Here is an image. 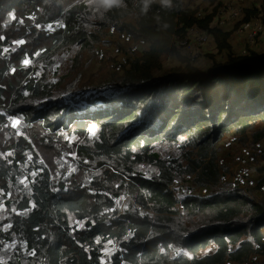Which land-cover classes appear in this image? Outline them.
Instances as JSON below:
<instances>
[{"label":"trees","instance_id":"1","mask_svg":"<svg viewBox=\"0 0 264 264\" xmlns=\"http://www.w3.org/2000/svg\"><path fill=\"white\" fill-rule=\"evenodd\" d=\"M88 1L0 0V198L5 199L0 211L13 192L19 196L13 201L16 211L0 225V264H22L25 253L36 264H101L109 242L117 249L105 264H264V200L254 202L247 190L232 188L207 199L186 196L179 209L171 189L173 178L192 175L196 186L217 187L223 169L215 144L231 131L241 140L254 124L264 123V52L233 55L232 32L211 27L212 13L202 16L203 4L213 0H94L99 9L93 13ZM245 8L247 14L256 11ZM127 18L131 22L119 24ZM110 26L145 41V50L116 68L105 63L104 70L112 69L96 75L95 85L87 81L84 91L48 99L51 93L42 92L40 80L46 70L33 73L35 60L26 65L25 57L39 54L56 65L65 60L59 53L68 57L76 50L49 49L75 34L89 50L112 47ZM193 27L206 30L227 57L202 73L189 67L176 80L156 78L165 57L193 64L180 50L189 51L181 41ZM202 52L210 59L215 55L207 48ZM82 66L57 73L65 83L53 87L83 79ZM119 92L122 98L115 102L101 99ZM67 135H74L70 149ZM167 142L200 151L194 159L191 151L178 149L169 165L159 164L157 174L141 171L140 164L158 166L155 149ZM65 150L75 158L52 166L43 160L46 151ZM262 164L256 169L263 174L260 185ZM33 167L39 172L28 186L23 182L28 189L23 191L20 178ZM168 172L173 177L166 179ZM123 194L144 210L120 212L117 199ZM152 203L159 205L158 216ZM212 223L227 225L207 226ZM181 247L185 250L178 251Z\"/></svg>","mask_w":264,"mask_h":264},{"label":"rangeland","instance_id":"2","mask_svg":"<svg viewBox=\"0 0 264 264\" xmlns=\"http://www.w3.org/2000/svg\"><path fill=\"white\" fill-rule=\"evenodd\" d=\"M226 0H213L210 3L206 2L203 4L202 8L205 11L202 13V16L212 13L213 20L211 23H218V28L224 27L226 30L231 31L232 35L230 38L231 45L233 47V55H245L246 46L249 42H253V50H258L260 52H264V48L262 46H258V44L264 43V39L261 40L259 34L253 39L249 37L250 30L244 28L247 23H252L254 21H259L262 23L264 27V0H248V8H256L254 13L247 14L246 9H244V14L242 17L239 18H226V14L221 12L223 8L224 2ZM88 3V4H87ZM88 10L92 13L99 9L98 4L95 3L94 0H89L87 2ZM248 18L244 20L247 16ZM11 18V17H10ZM224 18V19H223ZM131 18H127L123 21H120L119 24H125L131 22ZM243 21V22H242ZM210 23V24H211ZM62 22H56L55 25L60 26ZM85 28L93 31L94 28H91L89 25H85ZM51 31V30H50ZM125 35H129L126 31L121 32L120 34L117 33L115 30L114 34L109 36V39L113 42V46L109 47L105 46H98L94 47L91 45L90 50L86 46H82L79 43V35L75 34L71 37L67 43H58L53 44V47L49 50L51 52L60 51L64 46H72L76 50L75 55H70L67 57L65 52L59 53L58 57L60 61L56 65L48 64L43 61L42 55L33 54L31 58L28 56L25 57V61L27 60L28 63L26 65H32L33 61L35 63L33 65L32 71L33 73H38L42 69L46 70V73L42 74L40 80L43 82V89L42 92L46 89L47 92L51 93L48 99H59L62 97L69 98L74 95L75 92L84 91V85L87 81L90 80L91 85H95L96 78L95 76L98 74H102L109 69L107 68L104 70L105 63H109L110 66L116 68L117 66L121 65L125 57H134L142 53L145 49V45H137L136 40L134 42L126 41ZM14 45L20 44L19 42H13ZM203 48H207L209 53H214L215 55L210 59L206 58L203 54L206 52H202ZM7 49V48H6ZM251 49V48H250ZM182 54L185 56L191 57L193 64H180L178 61L165 57V62H162L163 66L161 70L155 72L154 76L160 80H165L167 82L176 80L177 77L181 74H185L189 67H195L198 72H203L207 70L214 62H221L223 61L227 55L224 51L218 52L217 45H209V46H196L193 52L182 50ZM57 60V58H56ZM82 62V75L83 79L74 80L66 83L63 88L57 89L53 87L55 82L65 83V79L62 76H58L57 73L60 75H64L66 72L73 73L76 70L77 64ZM176 67L178 69L177 72L173 73L170 71L171 68ZM90 77V78H88ZM80 92V95L82 93ZM119 92L115 96H102L101 99H107L109 101H117L122 98ZM59 103H62L61 101ZM189 102L185 104V107ZM194 106H199L197 101L191 102ZM18 121V120H17ZM16 121V122H17ZM234 131L229 132L231 135H224L220 141L215 144V147L221 148L220 154H217V163L223 169V173L220 177V183L217 187L211 186H196L192 182V178L194 175L189 177H182L180 179L173 178L172 183L173 188L176 190V196L173 198L176 200L177 208L181 207V200L186 196H197L199 195L203 199L212 198L214 193L218 191H227L232 188H240L243 190H247V193L251 197V199H256L259 201L264 200V189H262L263 184H259L260 180L263 178V174L257 172V167L263 165L264 162L262 160V154L264 153V123H256L254 124L246 133L241 135L232 134ZM68 136V135H67ZM69 137V136H68ZM70 137H74V135H70ZM67 142L68 149L72 148V141ZM248 141L246 143H243ZM62 144H64L62 142ZM179 149L180 152H183L185 155L188 151L192 152V157L195 159L200 151L198 147H193L188 145L184 142H179L178 144H172L170 142L157 147L155 151L159 154L158 156V166L155 165H146L145 168L143 165L140 166L141 171L144 172L143 169H148L149 171L157 174L159 171V164L163 163L166 166L170 164L172 161V157L176 158L177 150ZM262 152L260 156L257 157ZM45 155L43 160L48 162L51 166L56 163L57 165L62 164L64 161H69L70 159L75 158V153L70 150H65L63 152H52L46 151L44 152ZM254 159L256 162H254ZM41 163V161H39ZM73 166V165H72ZM30 167V165H27ZM74 170V166H73ZM39 172L38 169L34 168L28 174L25 173L21 178L20 182L23 185V182L26 184L30 181H34L36 179V174ZM35 173V174H33ZM98 173V172H96ZM95 173V174H96ZM69 176L71 171L67 173ZM173 174L168 172L166 179L172 178ZM239 180L240 185L234 186L233 182ZM89 181V177H88ZM253 182L255 185L258 183L260 185L259 190H248L250 188V182ZM251 189V188H250ZM23 191H28L27 188L23 185ZM171 193V192H170ZM172 194V193H171ZM19 196L17 192H13L10 197H8V203L6 209L0 211V225L2 226L3 223L7 222L8 219L11 218V215L16 211V204L13 201L18 200ZM248 198V197H247ZM126 199V200H125ZM249 199V198H248ZM118 202H121V207L119 208L120 212H124L128 209L140 210L143 211L141 205L137 207H133V201H131L130 197L126 194H123L120 198L117 199ZM2 204L0 203V207ZM158 204H151V209L153 210L154 214L158 216L154 209L157 208ZM120 214V213H119ZM73 224L81 227L83 222L78 220H72ZM215 225H222L225 226L227 223H212L207 226H215ZM228 231V230H227ZM5 242V239H4ZM184 247L178 248V251H184ZM111 248H107L105 252L100 257L101 264H105L110 260L112 254H109ZM253 261L256 260L254 256L252 258ZM233 263L234 261H229ZM237 263V262H235ZM22 264H36V262L31 258V253H25L22 259ZM239 264V263H237Z\"/></svg>","mask_w":264,"mask_h":264},{"label":"built area","instance_id":"3","mask_svg":"<svg viewBox=\"0 0 264 264\" xmlns=\"http://www.w3.org/2000/svg\"><path fill=\"white\" fill-rule=\"evenodd\" d=\"M163 2H166V0H163ZM247 3H248V0H226L224 2L223 8L221 9V12H224L227 15L226 18L242 17L244 14L245 6L247 5ZM213 26H218V23H212L211 27H213ZM247 27L250 30L249 37L251 39L255 38L257 36V34H259L261 40L264 39V27H263L261 22L254 21L252 23H247L244 26V28H247ZM115 30H116V28L114 26H110L108 29L109 36L114 34ZM125 40L134 42V39L131 35H125ZM135 42L137 45H139V44L145 45V41H143V40L140 42H137V40H136ZM181 45L187 47L190 52H193V50L195 49L196 46L215 45V42H214L212 36L209 35L206 30L198 28V27H193L190 30V34L185 36L182 39ZM256 51H258V50H256ZM69 171H71V170H68V172ZM26 185L28 186L29 183L27 182ZM233 185L239 186L240 181L239 180L234 181ZM255 186L256 185L251 181L250 182V188H254ZM171 189H173L176 193V190L173 188V186H171ZM262 189H264V185H263ZM253 200H254V202H258V200H256V199H253ZM0 203L2 204L0 209H2L4 207V204H5V199L0 198ZM6 224H7L6 222L3 223V226H6ZM5 242H8V240H6ZM107 248H111V251L109 254H112V252H114L117 249L116 245L111 244V242L107 243V245L104 248V252ZM219 264H237V263H235V262L231 263L229 261H224L223 263H219Z\"/></svg>","mask_w":264,"mask_h":264},{"label":"water","instance_id":"4","mask_svg":"<svg viewBox=\"0 0 264 264\" xmlns=\"http://www.w3.org/2000/svg\"><path fill=\"white\" fill-rule=\"evenodd\" d=\"M253 46H254V43H253V42H249V43H248V45L246 46V49H245V52H246V50H247V53H245V55L248 54V50H253ZM258 46H262V47L264 48V43H262V44H258ZM250 48H251V49H250ZM254 51H256V50L254 49Z\"/></svg>","mask_w":264,"mask_h":264},{"label":"clouds","instance_id":"5","mask_svg":"<svg viewBox=\"0 0 264 264\" xmlns=\"http://www.w3.org/2000/svg\"><path fill=\"white\" fill-rule=\"evenodd\" d=\"M104 2H105V0H104ZM114 2H116V0H108V4H113Z\"/></svg>","mask_w":264,"mask_h":264},{"label":"snow or ice","instance_id":"6","mask_svg":"<svg viewBox=\"0 0 264 264\" xmlns=\"http://www.w3.org/2000/svg\"><path fill=\"white\" fill-rule=\"evenodd\" d=\"M20 43H23V41H20ZM25 63L27 64L28 61L26 60ZM16 123H18V121H17ZM94 134H95V133H93V135H94ZM9 155H10V154H9ZM33 174H35V173H33Z\"/></svg>","mask_w":264,"mask_h":264},{"label":"bare ground","instance_id":"7","mask_svg":"<svg viewBox=\"0 0 264 264\" xmlns=\"http://www.w3.org/2000/svg\"><path fill=\"white\" fill-rule=\"evenodd\" d=\"M115 105H117L116 107H119V105L117 103H115ZM143 131L142 130H139L138 133H142Z\"/></svg>","mask_w":264,"mask_h":264},{"label":"crops","instance_id":"8","mask_svg":"<svg viewBox=\"0 0 264 264\" xmlns=\"http://www.w3.org/2000/svg\"><path fill=\"white\" fill-rule=\"evenodd\" d=\"M248 5V4H247ZM146 48V47H145ZM145 50V49H144Z\"/></svg>","mask_w":264,"mask_h":264}]
</instances>
